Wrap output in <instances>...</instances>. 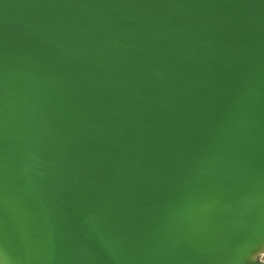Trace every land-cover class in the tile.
<instances>
[{
    "label": "water",
    "instance_id": "water-1",
    "mask_svg": "<svg viewBox=\"0 0 264 264\" xmlns=\"http://www.w3.org/2000/svg\"><path fill=\"white\" fill-rule=\"evenodd\" d=\"M0 264H264V0H0Z\"/></svg>",
    "mask_w": 264,
    "mask_h": 264
}]
</instances>
